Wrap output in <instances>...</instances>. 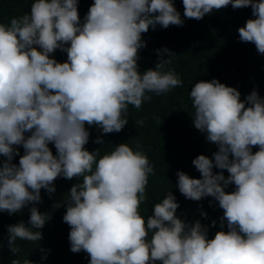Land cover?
Instances as JSON below:
<instances>
[{
    "label": "clouds",
    "instance_id": "1",
    "mask_svg": "<svg viewBox=\"0 0 264 264\" xmlns=\"http://www.w3.org/2000/svg\"><path fill=\"white\" fill-rule=\"evenodd\" d=\"M182 3L184 17L196 20L230 4L234 10L250 6L256 18L239 28V39L264 54V0ZM77 4L35 0L30 14L0 24V155L7 158L0 167V211L13 214L39 203L40 190L53 193L58 177H82L70 189L63 221L71 229V251L86 252L90 264H264V99L253 91L245 108L240 93L217 80L198 82L190 92L194 127L219 150L214 163L204 155L192 161L202 179L178 172L177 187L187 199L218 201L229 231L207 239L199 221L187 225L176 217L179 205L170 192L145 220L138 210L153 174L147 156L121 144L97 160L99 150L84 149L85 124L105 134L120 132L129 105L139 109L151 99L146 93L166 94L182 85L174 71H162L170 59L161 56L156 69L143 74L137 60L145 46L141 35L150 27L183 21L171 0H94L81 25ZM57 49L67 53V62L49 58ZM14 145L25 152L19 166L11 163ZM214 167L228 178L213 174ZM230 184L235 191L226 194ZM48 219L30 208V228H8L10 250L19 252L17 239L40 241L33 229Z\"/></svg>",
    "mask_w": 264,
    "mask_h": 264
},
{
    "label": "trees",
    "instance_id": "2",
    "mask_svg": "<svg viewBox=\"0 0 264 264\" xmlns=\"http://www.w3.org/2000/svg\"><path fill=\"white\" fill-rule=\"evenodd\" d=\"M35 0H0V24L9 25L13 18L30 14ZM180 14L182 26L170 25L163 28L159 24L150 27L141 35L145 44L138 50L137 70L143 74L155 70L161 56L171 60L162 71H174L182 85L171 89L166 94L146 93L150 100H145L139 109L128 106L124 118L128 123L120 132L103 133L97 125L85 124L89 133L84 149L90 153L99 150L97 160L110 154L116 146L127 144L133 151H141L147 156L153 167V174L148 177L145 199L141 202L139 213L145 220L153 215L154 205L162 202L170 192L179 205L176 217L187 225L200 222L207 230V239H214L220 231L228 232L227 221L222 222L223 210L213 197H204L199 201L185 198L177 187L178 172L185 173L191 179H202L192 161L204 155L214 163V154L218 146L207 141L206 134L194 127V113L190 92L198 82L217 80L240 93V101L246 103V97L256 91L264 99V54H260L255 45L239 39V28L244 27L249 19H255L251 7L233 9L231 4L220 10H213L203 19L185 18L182 0H171ZM258 2V0H254ZM94 0H78L77 10L80 24L83 25L89 8ZM64 47H70L64 45ZM167 49L168 53L163 50ZM37 51H42L37 47ZM58 63L67 62V53L57 49L50 54ZM54 94V93H53ZM143 121L141 126L138 122ZM31 132L24 133L25 139ZM99 139L102 143H96ZM53 156L57 155L53 143L48 144ZM14 155L11 163L19 166L20 158L25 154L22 145L13 146ZM258 146L252 148L255 154ZM18 152L19 155H15ZM230 159L232 157L230 156ZM7 160L0 155V167ZM213 174H222L227 179L229 173L218 168ZM82 177L69 180L58 177L53 181V193L40 190L41 201L28 204L19 212L9 214L0 211V264H90V256L84 252L73 253L69 241L70 226L63 221L67 211V199L70 189L82 183ZM221 186H223L221 182ZM226 194L235 191V185L225 187ZM57 205H59L57 207ZM36 207L48 219L42 229H33L41 233L40 241L17 239L13 253L9 247V226L23 223L30 228V208ZM215 222V223H213ZM223 223V226H222ZM152 233H149L148 239ZM159 264V262H157Z\"/></svg>",
    "mask_w": 264,
    "mask_h": 264
}]
</instances>
